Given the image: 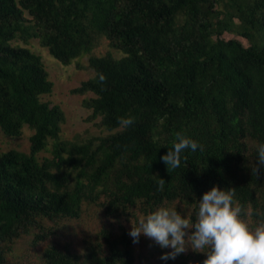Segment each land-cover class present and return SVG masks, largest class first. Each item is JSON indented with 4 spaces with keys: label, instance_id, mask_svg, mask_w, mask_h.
<instances>
[{
    "label": "trees",
    "instance_id": "1",
    "mask_svg": "<svg viewBox=\"0 0 264 264\" xmlns=\"http://www.w3.org/2000/svg\"><path fill=\"white\" fill-rule=\"evenodd\" d=\"M99 36L123 55L89 56L93 76L71 91L93 93L83 104L109 132L60 139L64 113L40 99L53 86L41 57L12 41L37 38L67 65ZM127 115L136 119L125 127ZM25 125L33 131L29 151H0V264H12L21 239L27 248L45 243L42 264H137L136 244L148 236L134 242L123 222L135 224L161 205L194 216L213 183L234 187L243 218L264 223V170L256 171L264 142V0H0V130L17 137ZM177 131L202 147L184 150L173 169L162 154ZM49 140L51 155L39 160ZM91 206L106 224L79 248L62 242L70 221ZM149 241L152 255L167 251ZM177 257L193 263L189 254Z\"/></svg>",
    "mask_w": 264,
    "mask_h": 264
},
{
    "label": "clouds",
    "instance_id": "2",
    "mask_svg": "<svg viewBox=\"0 0 264 264\" xmlns=\"http://www.w3.org/2000/svg\"><path fill=\"white\" fill-rule=\"evenodd\" d=\"M100 80L106 76L100 74ZM135 116L120 118L123 126L134 123ZM199 141L177 131L173 146L162 154L167 166L175 169L184 156V150L196 151ZM257 173L264 170V142L257 147ZM165 179L160 178L158 188L164 189ZM243 205L236 202L235 188L213 183L197 199L194 216L182 212L177 206L161 205L140 217L129 230L134 242L140 236L152 238L161 248L169 251L161 259H175L190 245L207 252L203 264H264V223L250 226L241 215ZM187 229H192L188 232Z\"/></svg>",
    "mask_w": 264,
    "mask_h": 264
},
{
    "label": "rangeland",
    "instance_id": "3",
    "mask_svg": "<svg viewBox=\"0 0 264 264\" xmlns=\"http://www.w3.org/2000/svg\"><path fill=\"white\" fill-rule=\"evenodd\" d=\"M224 38H238L244 45H248L246 39L241 38L233 33L226 32L223 34ZM13 44L29 47L33 52L40 55L44 67L48 73V78L52 81L53 86L49 94H42L40 99L49 102L50 105H58L64 113V121L61 123L60 139L66 141H84L90 137L106 135L109 131L100 125V118H89L92 110L83 104V100L87 97L93 96L92 92L73 93L71 90L80 85L84 81L93 76L94 71L88 65L89 56H101L106 53H111L114 57H120L123 53L112 46L104 36H99L96 45L90 53L82 54L75 58L70 64L63 65L55 59L47 50L46 47L40 45L37 38H30L24 42L20 38L12 41ZM33 131L26 125L23 127L22 134L17 137H10L5 135L0 130V151L8 149H15L22 152L29 151V136ZM51 140L48 141V150L38 153V159L51 155ZM246 222L252 226L254 220L245 217ZM106 224V220L101 217L100 211L91 206L86 215L79 220H72L61 233V241H72L75 248H79L81 240L85 236H93L97 229ZM113 226L115 223H113ZM129 231L132 227V222H123ZM254 227V226H253ZM188 232L192 229H187ZM147 237L145 243H137L138 253L141 254V259L137 264H177L178 257L170 261H164L158 254L152 255L153 246ZM155 242V241H154ZM156 243V242H155ZM45 243H40L34 248H27L26 239H21L16 245V251L12 253V264H42L39 260V255ZM169 251V248H165ZM189 254L192 264H203L207 257V252L196 250L190 245L187 250L183 252ZM151 254V255H150ZM138 255V254H136ZM201 256L202 260L197 262L195 257Z\"/></svg>",
    "mask_w": 264,
    "mask_h": 264
}]
</instances>
